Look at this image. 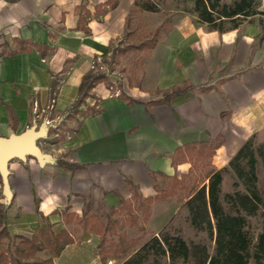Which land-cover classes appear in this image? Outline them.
Returning a JSON list of instances; mask_svg holds the SVG:
<instances>
[{
  "label": "crops",
  "instance_id": "1",
  "mask_svg": "<svg viewBox=\"0 0 264 264\" xmlns=\"http://www.w3.org/2000/svg\"><path fill=\"white\" fill-rule=\"evenodd\" d=\"M259 20L219 33L182 11H145L138 0H0V138L48 122L36 144L68 165L32 156L9 162L8 204L0 178L9 235L30 237L50 225L74 239L53 264L119 261L102 262L99 236L77 223L85 205L103 222L112 211L135 215L120 214L106 244L144 243L214 173L227 169L222 185L226 175L236 181L229 163L248 141L258 165V140L264 168ZM153 35V47L106 63L114 49ZM96 72L107 80L74 107L82 77Z\"/></svg>",
  "mask_w": 264,
  "mask_h": 264
},
{
  "label": "trees",
  "instance_id": "2",
  "mask_svg": "<svg viewBox=\"0 0 264 264\" xmlns=\"http://www.w3.org/2000/svg\"><path fill=\"white\" fill-rule=\"evenodd\" d=\"M185 1L193 3L191 13L198 23L219 33L236 29L243 22H250L257 14L264 16V12L258 11L259 0H231L229 3L220 0ZM109 4L115 5L114 2ZM138 5L145 11H158L154 3ZM259 25L260 41L264 42L262 20H259ZM154 44L153 35L122 50L114 49L111 60L117 53L150 48ZM106 80L107 75L104 73L85 74L79 84L74 107L83 103L91 88ZM251 144L252 141H248L229 163L236 177L232 193L222 191L223 175L227 173V169H222L210 177L207 187L196 190L183 204L190 227L197 233L205 234L206 239L213 244L212 252H209L204 242H187L180 235L165 231L144 243L119 240L106 244V236L119 226L120 214L135 218L128 210L120 213L112 211L107 215L106 222H103L98 215L90 214L85 205L81 217L76 221L83 231L91 224L93 232L99 236L98 249L102 262H105L107 256L124 259L122 264H264V191L259 189L257 161ZM54 162L64 165L58 160ZM64 166L68 167L67 164ZM0 214V264H53V258L58 257L65 246L74 242L67 231L61 230L55 234L50 225L30 237L10 236L5 227L3 209ZM65 216L68 219L73 217L70 214ZM111 216L115 219H111ZM251 219L258 223L256 230L251 227ZM43 251L48 254L45 259L37 256Z\"/></svg>",
  "mask_w": 264,
  "mask_h": 264
},
{
  "label": "rangeland",
  "instance_id": "3",
  "mask_svg": "<svg viewBox=\"0 0 264 264\" xmlns=\"http://www.w3.org/2000/svg\"><path fill=\"white\" fill-rule=\"evenodd\" d=\"M222 3H229L231 0H220ZM138 3H154L155 5H157L158 11H182L185 12L187 14H191V10L193 7V3L191 1H185V0H138ZM258 9H260V5L258 7ZM160 16H158L157 19V23L160 22L159 19ZM113 60H109V58L106 61V63H115ZM255 149L257 152V157H258V165H257V169H258V177H259V189L263 192L264 191V168H263V164L260 161L259 158V143L258 140H256L255 142ZM262 164V165H261ZM234 179L231 178L229 175L225 176L224 179V184L222 185V191L223 193H232L234 191V188L232 187L233 183H234ZM184 197H182L181 199H177L178 204H181L183 202ZM98 214L100 215H104L106 214V212H100L97 211ZM250 224L253 230H256V228L258 227V223L254 220L251 219L250 220ZM78 230V227L76 228ZM125 233H127L128 237H134L136 235H138V233L136 232V230H129V229H124ZM168 232L170 234H178L180 235L185 241L187 242H204L208 245L209 247V252H212V248H213V244L210 243L207 239L205 234L203 233H197L195 232L189 225L188 220H187V212L186 209L184 207V205H182L175 213L172 214L171 219L169 220V222L165 225V227H163L160 232L158 233L161 234L162 232ZM79 232L75 230L74 227V234H78ZM147 233V232H146ZM148 236H150L148 234ZM143 239V237H142ZM38 257H44L45 253L41 252L37 254ZM124 260V259H123ZM123 260H119V261H111V263L106 262L105 264H122ZM79 262V260H73L71 264L73 263H77Z\"/></svg>",
  "mask_w": 264,
  "mask_h": 264
},
{
  "label": "water",
  "instance_id": "4",
  "mask_svg": "<svg viewBox=\"0 0 264 264\" xmlns=\"http://www.w3.org/2000/svg\"><path fill=\"white\" fill-rule=\"evenodd\" d=\"M262 10L264 11V0ZM47 129L48 125L45 123L38 128H36V125H32L19 135L0 138V178L2 194L6 204H8L12 198L8 182V164L12 159L24 161L26 156H32L39 162L55 161L51 159V157L42 154L36 144L38 139L45 136Z\"/></svg>",
  "mask_w": 264,
  "mask_h": 264
},
{
  "label": "built area",
  "instance_id": "5",
  "mask_svg": "<svg viewBox=\"0 0 264 264\" xmlns=\"http://www.w3.org/2000/svg\"><path fill=\"white\" fill-rule=\"evenodd\" d=\"M45 124L48 125V122H46Z\"/></svg>",
  "mask_w": 264,
  "mask_h": 264
}]
</instances>
